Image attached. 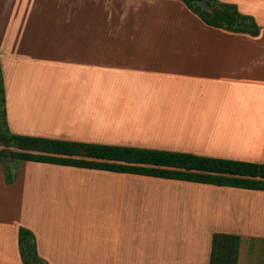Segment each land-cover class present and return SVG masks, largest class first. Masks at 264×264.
Instances as JSON below:
<instances>
[{
  "label": "crops",
  "instance_id": "1",
  "mask_svg": "<svg viewBox=\"0 0 264 264\" xmlns=\"http://www.w3.org/2000/svg\"><path fill=\"white\" fill-rule=\"evenodd\" d=\"M220 1L258 34L180 0H68L41 27L0 3L9 131L264 163V0ZM20 226L47 264H209L213 232L264 264V190L20 161L11 184L0 166V264H23Z\"/></svg>",
  "mask_w": 264,
  "mask_h": 264
},
{
  "label": "trees",
  "instance_id": "2",
  "mask_svg": "<svg viewBox=\"0 0 264 264\" xmlns=\"http://www.w3.org/2000/svg\"><path fill=\"white\" fill-rule=\"evenodd\" d=\"M205 24L233 32L257 35L259 27L252 16L242 14L234 3L205 0L207 12L193 0H180ZM0 166L6 184L15 178V161H37L74 167L102 169L140 175L173 178L199 183L264 190V163L223 159L188 152L132 146L84 143L13 134L6 121L3 75L0 67ZM240 237L213 232L209 264H237ZM18 245L23 264H46L37 254L34 234L18 229Z\"/></svg>",
  "mask_w": 264,
  "mask_h": 264
},
{
  "label": "rangeland",
  "instance_id": "3",
  "mask_svg": "<svg viewBox=\"0 0 264 264\" xmlns=\"http://www.w3.org/2000/svg\"><path fill=\"white\" fill-rule=\"evenodd\" d=\"M68 1V0H67ZM64 0H5L3 8L5 9V14L10 13L11 18L15 17L22 23H30L35 26H42L44 23L43 21L45 19H48L51 16V12L54 11V9L57 12H63L65 9H69L67 3H70V6L72 5L71 2H67ZM81 2H79V9H80V17L79 18H89L90 17V8H92V5L87 6V3L83 1V6H81ZM83 10V12H81ZM89 10V12L86 13V11ZM9 14V15H10ZM0 148H4L5 150L13 149V147H7V146H1ZM20 161H15L13 163V166L15 168V175L17 170V164H19ZM73 178V180H71ZM67 192L69 193V196L71 198L75 194V188L74 186H79V188L82 190L81 194L86 191V186L79 182L78 178H75L73 175L69 177L67 180ZM43 260V259H42ZM44 261V260H43ZM45 262V261H44ZM46 263V262H45ZM47 264V263H46Z\"/></svg>",
  "mask_w": 264,
  "mask_h": 264
},
{
  "label": "water",
  "instance_id": "4",
  "mask_svg": "<svg viewBox=\"0 0 264 264\" xmlns=\"http://www.w3.org/2000/svg\"><path fill=\"white\" fill-rule=\"evenodd\" d=\"M193 2L204 11H207V12L212 11V7L205 0H193Z\"/></svg>",
  "mask_w": 264,
  "mask_h": 264
}]
</instances>
